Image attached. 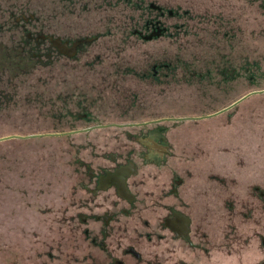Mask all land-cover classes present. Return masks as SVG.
Instances as JSON below:
<instances>
[{
  "label": "rangeland",
  "instance_id": "1",
  "mask_svg": "<svg viewBox=\"0 0 264 264\" xmlns=\"http://www.w3.org/2000/svg\"><path fill=\"white\" fill-rule=\"evenodd\" d=\"M160 1L128 0L132 32L96 41L61 0H0V264H264V0ZM111 2L92 0L93 22H123ZM151 128L180 174L167 201L210 224L188 240L182 211L145 203L105 216L102 238L109 193L94 199L89 169L117 167L135 136L158 161Z\"/></svg>",
  "mask_w": 264,
  "mask_h": 264
},
{
  "label": "flooded vegetation",
  "instance_id": "2",
  "mask_svg": "<svg viewBox=\"0 0 264 264\" xmlns=\"http://www.w3.org/2000/svg\"><path fill=\"white\" fill-rule=\"evenodd\" d=\"M147 39L149 40V38ZM54 43L55 45H58L59 49L62 52L66 54L74 53L75 45L70 46L69 44L62 42L58 38L54 41ZM92 128L93 127L91 126V129ZM158 129L151 128V130L149 131L144 129L143 134L141 136L142 138L144 137L143 136L144 133L145 134L147 133L148 135H153L155 139H158L157 144H159V146L157 145V148L159 149L161 146L160 151L164 155V156H161L158 161L149 162V159L147 157L149 148L143 142H140L138 140L139 136H135L133 141L134 143H136V145H138L137 147L125 149L126 146H123L119 152L117 150L114 154L112 153L110 154L109 160L111 162L115 161L116 164L119 163L118 165H121L120 167L118 165H116L118 168L117 167L111 168L105 165H101V166L97 165V167L94 165L93 168L90 167L91 169H89L90 172L88 171L89 172L88 176L90 175L91 179L90 177H88L87 186L92 187L91 190L95 195L94 199L103 198L105 197V195L109 193L108 195L109 210H107L109 215H105L102 212H95L94 213L95 216L91 215L93 218H95L94 221H96V224H98L99 229L97 231L101 233L102 238H103V235L106 236V234H108V231L111 229L109 221H107L108 223L105 221V216H108L109 219H112L114 218V216L117 215V212H120V211L127 212V213H135V212L138 213L139 205H144L145 203H154L156 205H160L161 208L164 207L166 208L165 210H168L169 212L176 211V209L179 211H182L180 210V207L172 203L173 199H171L170 201H167L166 199L167 198L166 196L168 195H174L172 197L170 196L169 198H173V197L178 198L180 195L179 189H178V184L181 183L180 177H179L180 174L174 168H172V170L175 171L176 177L173 178V182H171V185L169 187L171 190L161 191L162 192L161 196L156 195L155 190L151 191L149 189L147 191L145 189V186H148V185H147V182H143L144 180L136 182V181H133L132 179V174L138 175L140 170L144 171L150 166H156L155 169L158 171L160 167L169 165L165 161H168V158L170 157V156L168 157V155L170 154V151L169 150L166 151L165 148H162V146H165L166 143H163V141L162 142L159 141V139L161 138L157 135L159 131ZM161 133L163 134V132ZM132 134L133 133L127 132V137L128 136L132 137L133 136ZM167 147H169L168 144H167ZM143 150H145L146 152L144 153ZM132 154L135 157L133 158V160L126 159L127 160L126 164L131 162L130 164L123 165V163L119 162L121 161L119 158V155L130 157ZM103 156L106 157L105 155ZM141 156L143 157L141 158L142 161L140 162L139 157ZM167 167L170 168V166H167ZM141 194H145V195L142 196ZM124 196L125 198H127V200H129L128 202H124V200L122 199L124 198ZM185 215H182V214L177 215V220L172 221L171 224L176 228V230H178L179 233L185 234L187 231V223H188V240H189L191 233H192L191 218L188 217L187 215L186 217ZM83 224L87 225L88 220L83 222ZM102 238L97 240L96 236L94 235V240H95L94 242L95 243L98 242L99 243L98 245H100L102 242H105L104 240H102Z\"/></svg>",
  "mask_w": 264,
  "mask_h": 264
},
{
  "label": "trees",
  "instance_id": "3",
  "mask_svg": "<svg viewBox=\"0 0 264 264\" xmlns=\"http://www.w3.org/2000/svg\"><path fill=\"white\" fill-rule=\"evenodd\" d=\"M64 4H66L68 6V9L66 10V13L68 15H76V14H72L69 12V9H71L73 6L71 5V0H61ZM115 1L117 2V7L119 9V7H124L122 10H117V13L114 15V18L116 20H122L123 22L121 24H116V22H109L107 19H105V17H103V21L100 23H96L93 22L92 19L95 18L98 14H103L101 12V8H103L102 5L96 4V3H92V0H86L84 1L81 6L76 9V11L79 13V15H76V17L78 18L76 21L75 20H70L74 22V25L77 27H84V28H94V31L88 34H85L86 36H94L96 37V41L98 39H102V38H107L110 36L109 29H111L112 34H116L119 33L123 36L124 33H126L127 31H129L131 29L135 28L131 25L130 21H129V17L126 14V10L125 7H127V1L128 0H113V2H111L112 6L113 3H115ZM135 2H138V0H132ZM140 1H144V5H148L151 1H155L158 3L159 6L164 7L165 9V5L160 1V0H140ZM163 5H162V4ZM110 5V4H109ZM84 6H87L86 8H84ZM108 8H105L104 10H107ZM140 28L143 27V25L141 24L139 26ZM120 29L119 31L117 29ZM83 35V36H85ZM134 34H130L129 35V39L131 38V36ZM138 37V36H137ZM168 164V163H167ZM203 182H207L208 184H212L214 186V184H216L218 187H223L221 184H219V182L217 180H214L212 177H205L203 179ZM255 185L250 186V188L248 189V195H250L251 197H255L258 200H261L258 198L257 193L258 191L256 190V187H254ZM260 186V185H258ZM264 190V188H263ZM208 196H214V188L211 187L210 192L208 193ZM264 197V196H263ZM228 198L224 199L223 201H227L228 202ZM203 200H201L200 196L198 195V198H196L195 202H202ZM264 201V200H262ZM193 210V205H191L190 207H188V211L186 210L187 214L190 216L191 218V229H192V233L193 236L195 233H197V228H204L203 226H208L210 224V221H208V218L212 217V214H208L206 213V211L204 210V219L205 220H201L199 223L196 222V220L194 219L193 215H191V209ZM202 211V209L200 210ZM199 211V212H200ZM190 212V213H189ZM196 223V225H195ZM201 239L204 241V235L205 233L201 232Z\"/></svg>",
  "mask_w": 264,
  "mask_h": 264
},
{
  "label": "crops",
  "instance_id": "4",
  "mask_svg": "<svg viewBox=\"0 0 264 264\" xmlns=\"http://www.w3.org/2000/svg\"><path fill=\"white\" fill-rule=\"evenodd\" d=\"M169 163L170 162H168V164ZM167 166H170L171 168V164ZM167 166H163L162 169H158V171L155 169L156 166H150V168H152L153 171L149 170L148 168L145 169L144 171L140 170L138 175L132 174V179L133 181H136V182L144 180L143 182H147V185H148V186H145V189L147 191L149 189L151 191L155 190V194L158 196H161L162 195L161 191L163 190L166 191L165 184L167 187L168 186L170 187L171 182H173V178L176 177L175 171L174 170L172 171V169H170ZM174 169L177 170V165L174 167ZM141 195L144 196L145 194H141ZM170 196L171 195H168L166 197H170Z\"/></svg>",
  "mask_w": 264,
  "mask_h": 264
},
{
  "label": "water",
  "instance_id": "5",
  "mask_svg": "<svg viewBox=\"0 0 264 264\" xmlns=\"http://www.w3.org/2000/svg\"><path fill=\"white\" fill-rule=\"evenodd\" d=\"M51 37V36H50ZM152 38V37H151ZM150 39V38H149ZM55 40L53 39V42H54ZM245 97H242L241 99H239L238 101H236L234 104H237V103H239L241 100H243Z\"/></svg>",
  "mask_w": 264,
  "mask_h": 264
}]
</instances>
